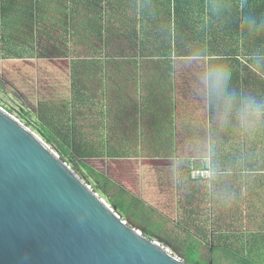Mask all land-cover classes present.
<instances>
[{"label": "trees", "instance_id": "1", "mask_svg": "<svg viewBox=\"0 0 264 264\" xmlns=\"http://www.w3.org/2000/svg\"><path fill=\"white\" fill-rule=\"evenodd\" d=\"M249 15L264 18V0H0V79L26 106L0 105L188 264H264V129L216 127L199 83L223 63L231 90L264 97ZM144 128L151 147L135 141ZM195 159L211 178L192 177Z\"/></svg>", "mask_w": 264, "mask_h": 264}, {"label": "water", "instance_id": "2", "mask_svg": "<svg viewBox=\"0 0 264 264\" xmlns=\"http://www.w3.org/2000/svg\"><path fill=\"white\" fill-rule=\"evenodd\" d=\"M0 264L188 263L123 219L0 106Z\"/></svg>", "mask_w": 264, "mask_h": 264}, {"label": "clouds", "instance_id": "3", "mask_svg": "<svg viewBox=\"0 0 264 264\" xmlns=\"http://www.w3.org/2000/svg\"><path fill=\"white\" fill-rule=\"evenodd\" d=\"M244 23L250 32L264 29V18L258 20L249 15ZM251 59L254 69L264 65V51L254 52ZM231 80V70L223 63H206L199 74L202 94L215 109L212 124L222 129L235 121L240 130L249 133L264 129V97L250 93L237 94L230 88ZM208 142H213L211 135Z\"/></svg>", "mask_w": 264, "mask_h": 264}, {"label": "rangeland", "instance_id": "4", "mask_svg": "<svg viewBox=\"0 0 264 264\" xmlns=\"http://www.w3.org/2000/svg\"><path fill=\"white\" fill-rule=\"evenodd\" d=\"M0 102H3V103L8 104V105H11V106H13L15 108H21L23 106V104L25 105V103L21 100V97L19 96V93H17V91L14 88H12L11 86L3 84L1 79H0ZM0 106H2V105H0ZM2 107H4V106H2ZM13 115L16 116L15 114H13ZM146 151L148 152L149 150H146ZM203 162L204 161L202 159H195V160H193V162H191V165H193V167L202 168ZM208 163H209V161H208ZM89 185H91V184H89ZM126 185H128V184H126ZM108 205H109V203H108ZM110 207H112V206H110ZM153 221H155V222L162 221V222H160L162 224V228H163V231L161 232V236L165 237V239H167L168 243H172V245H180V244L183 243V239L186 238V233L180 231L173 222L167 221L165 218H163L159 214H157L154 217ZM138 231L140 233H142V231H140V230H138ZM156 241H157V239H156ZM170 250L173 251L174 254H176L179 257V253L177 252L176 249L171 247ZM204 257L205 258H209V251L206 250L205 248H204Z\"/></svg>", "mask_w": 264, "mask_h": 264}, {"label": "crops", "instance_id": "5", "mask_svg": "<svg viewBox=\"0 0 264 264\" xmlns=\"http://www.w3.org/2000/svg\"><path fill=\"white\" fill-rule=\"evenodd\" d=\"M184 140L187 141L188 139L185 138L182 140H177V146L176 147L181 146L180 142H183ZM135 141L138 143L139 147H151L153 142L155 141L152 129L151 128H149V129L144 128V136L136 138Z\"/></svg>", "mask_w": 264, "mask_h": 264}, {"label": "built area", "instance_id": "6", "mask_svg": "<svg viewBox=\"0 0 264 264\" xmlns=\"http://www.w3.org/2000/svg\"><path fill=\"white\" fill-rule=\"evenodd\" d=\"M213 175L210 167L208 168H200L192 166V177L193 178H211Z\"/></svg>", "mask_w": 264, "mask_h": 264}]
</instances>
